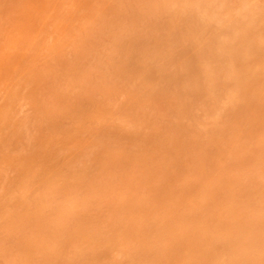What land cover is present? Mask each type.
<instances>
[{"label":"rangeland","instance_id":"obj_1","mask_svg":"<svg viewBox=\"0 0 264 264\" xmlns=\"http://www.w3.org/2000/svg\"><path fill=\"white\" fill-rule=\"evenodd\" d=\"M187 1L0 0V264H264V0Z\"/></svg>","mask_w":264,"mask_h":264},{"label":"bare ground","instance_id":"obj_2","mask_svg":"<svg viewBox=\"0 0 264 264\" xmlns=\"http://www.w3.org/2000/svg\"><path fill=\"white\" fill-rule=\"evenodd\" d=\"M169 1H170V0H169ZM193 1H194V0H193ZM211 1H212L213 3H214L215 1H214V0H209L210 8H213V4H212ZM225 1H226V0H225ZM184 2H185V1H184ZM188 2H191V0L187 1V3H188ZM203 2H206V1L203 0ZM219 2H220V1H219ZM195 3H196V1L194 2V4H195ZM184 4H186V3H184ZM198 4H200V3H198ZM215 4H216V3H215ZM218 4H219V3H218ZM202 5H203V8L201 9V4H200V8H199V9H200L201 11H205V12H206V13H205V12H202V13H204V15L208 13L207 18H208V17H212V15H213L215 12H214V13H213V12L211 13L212 10H211L210 12H207L208 10H210V8L208 9L209 5L206 4L207 7H206L204 4H202ZM211 5H212V7H211ZM222 5H223V4H222ZM168 6H169V4H168ZM182 6H183V5H182ZM195 6H196V5H195ZM224 7H225V6H224ZM185 8H186V7H185ZM191 8H193V7H191ZM191 8L188 6V9H190L189 12L187 11V12H188V15H189V13H191ZM194 8H195V7H194ZM215 8H216V12H220V10L222 11V6H220V8H218V6H217V7L215 6L214 9H215ZM244 8H245V7H244ZM186 9H187V8H186ZM204 9H206L207 11L204 10ZM256 9H257V8H256ZM193 10H195V12H197V8H196V9H192V11H193ZM258 11H259V10H258ZM182 12H183V11H182ZM184 12H186V11H184ZM250 12L253 14V13H254L253 9H252V11H251V9H249V12L247 11V14L251 16ZM220 13H221V12H220ZM209 14H210V15H209ZM243 14H244V13H243ZM247 14H245L246 17H247ZM184 15L188 16L186 13H185ZM195 15H196V13H195ZM195 15H194V16H195ZM214 15H215V14H214ZM225 15H226V14H225ZM194 16H193V17H194ZM191 17H192V16H191ZM205 17H206V16H205ZM228 17H229V16H228ZM251 17H252V16H251ZM253 17H254V16H253ZM200 18L202 19V17H200L199 15H196V17H195V18H192V19H196V22H194V23H197V22L199 21V20L197 21V19H200ZM233 18H234V17H233ZM258 18H259V17H258ZM192 19H191V20H192ZM221 19H222V21H221V23L219 24V21H220ZM223 19H224V17H223V18L221 17L220 20H219V19H216L217 22H215L216 20H213V22H215L216 25L219 24V26L217 27V30H219L220 27H222V26H223L222 28H224V29L226 28V26L222 24V23L226 24V23L224 22ZM244 19H246V18H244ZM252 19H253V18H252ZM259 19H260V18H259ZM218 20H219V21H218ZM235 20H236V19L234 18V22H235ZM240 20H241V19H240ZM240 20H237V23H239ZM245 21H246V20H245ZM257 21H258V19H257ZM209 22H210L211 24L213 23L211 20H210ZM203 23H205L204 20H203ZM191 24L194 25L193 23H191ZM205 24H206V23H205ZM221 24H222V25H221ZM240 24H241V23H240ZM245 24H247V22H245ZM234 25H235V23H234ZM236 25H238V24H236ZM243 25H244V24H243ZM243 25L241 24V27H240V26H239V27H236V26H235V28H233V29L239 30L240 33H241L242 35L244 34V36H245V34L251 33V31H249V29L247 30V32H246V30L241 29L242 27L245 26V25H244V26H243ZM255 25H256V24H255ZM224 26H225V27H224ZM246 26H248V25H246ZM251 26H252V25H250L249 27L251 28ZM259 26H260V25H259ZM193 27H194V26H192L191 30L194 32V34H196L195 32H197V29H196V31H194V30H193ZM228 27H229V26H228ZM228 27H227V28H228ZM253 27H254V26H252V28H253ZM256 27H257V25H256ZM195 28H196V27H195ZM224 29H223V30H224ZM229 29H230V27H229ZM231 29H232V27H231ZM200 30H201V29H200ZM258 30H259V28H258ZM255 31H256V30H255ZM230 32H231V31H230ZM220 33H221V32H220ZM226 34H227V33H226ZM233 34H234V32H233ZM252 34H253V33H252ZM214 35H215V34H214ZM214 35H212V36L215 38V40H212V38L210 37V41L213 42V43H215V41L221 36V35H217L218 37H217V36L215 37ZM256 35L261 36L258 32H257V33L254 32V34H253L252 36H250L251 39H255V40H254V43L252 44L253 46H252V45H249V48H250V49H251V48L253 49V47L255 48L257 45L260 44V43H259V38L256 37ZM229 37H230V36H229ZM238 37H239V33H238ZM245 37H246V36H245ZM252 37H253V38H252ZM232 38H233V36H232ZM241 38H244V37H241ZM230 39H231V37H230ZM233 42H234V41H233ZM257 43H259V44H257ZM217 44H218V43H217ZM254 44H255V45H254ZM218 45H219V44H218ZM230 46H231V44H230ZM222 47H223V46H222ZM230 48H231V47H230ZM236 48H237V47H236ZM241 48H242V47H241ZM227 49H228V48H227ZM247 49H248V46L246 47L245 50H244V48H242L241 50H243V52L245 51V53H247ZM258 49H259V48H258ZM229 50H230V49H229ZM233 50H234V49L230 50L229 53H231V51H233ZM239 50H240V49H239ZM260 50H261V49H260ZM225 51H226V49H225ZM236 51H237V50H235L234 52H236ZM250 51H251V50H249V53H250ZM254 51L256 52V50H254ZM258 52H259V51H258ZM245 53H244V54H243V53H240V58H239L240 60H239L238 57L236 56L238 61H240V62L242 61L241 63H244L243 60H241V59H242L243 55H245ZM261 53H262V52H261ZM261 53H259V54H261ZM215 54H216V53H215ZM226 54H227V52H226ZM233 54H234V53H233ZM235 54H236V53H235ZM231 55H232V54H231ZM231 55H230V57H231ZM236 55H237V54H236ZM207 56H208V55H207ZM245 56H246V55H245ZM208 57H209V59L211 58L210 56H208ZM213 57H214V56H213ZM215 57H216V55H215ZM247 57H249V55H248ZM205 58H206V56H205L203 59H205ZM244 58H245V57H243V59H244ZM231 59H232V62H231L230 65H231L232 67H233L234 65H237V64H236L237 60H234L233 55H232ZM249 59H250V58H249ZM249 59L246 60V58H245L246 61H248ZM199 61H201V60H199ZM202 61H203V60H202ZM205 61H206V60H205ZM203 62H204V61H203ZM206 62H208V60H207ZM200 63H201V62H200ZM216 63H218V66H216ZM216 63H215V66H216L219 70L221 69L220 71L222 72V76H223V71H222V70H224V67H222V65H221V68H220V67H219V62H216ZM249 63H250V60H249ZM198 64H199V63H198ZM198 64H197V66H200V65H198ZM206 64H207V63L204 62V69H203V67H200V68H201V71H202V69H203L204 72H206V73L209 72L208 76H206V77H209V75H211L212 73H213V75H215V72H218L219 74H221L220 71H216V70H215V71L212 70V71H214V72H212V71L210 72V71H209V67H207V66H206L207 68L205 67ZM195 65H196V64H195ZM201 65H202V64H201ZM208 65H209V64H208ZM212 65H213V64H212ZM212 65H211V66H212ZM247 65H248V64H247ZM250 65H251V64H250ZM260 65H261V67L259 66V64H258V66H257V67L260 68V69L258 68L259 71H257V75L254 73V70L251 69V70H253V73H254V77H251V75H252L251 71H249V70L246 68V65L243 64V66H244L245 68H242V70H241V68L239 69V70L241 71V74L243 75L242 77L246 79V77H244V75L247 73V75L251 74V75H250V79H251V80H252V78H253V80H259V81L264 80V79L261 80V77L264 78V71H262V73H261V69H262V66H264V64L261 63ZM197 66H196L195 68H197ZM209 66H210V65H209ZM213 67H214V66H213ZM237 67H239V66H237ZM247 67H248V66H247ZM222 68H223V69H222ZM225 68H226V67H225ZM249 68H251V66H249ZM252 68H253V67H252ZM233 69H234V67H233ZM244 69H245V72H244ZM246 69H247V70H246ZM254 69H256V67H255ZM262 70H264V69H262ZM242 72H243V73H242ZM199 73H200V72H199ZM202 73H203V72H202ZM206 73H205V75H207ZM260 73H261V76H260ZM203 74H204V73H203ZM205 75H204L203 77H205ZM224 75H225V73H224ZM233 75H234V74H233ZM164 76H165V75H164ZM167 76H169V74H167ZM199 76H200V75H199ZM199 76H197V77H199ZM201 76H202V75H201ZM245 76H246V75H245ZM255 76H256V78H255ZM257 76H260V77L257 78ZM203 77H202V78H203ZM206 77L204 78L205 80H206ZM218 77L221 78V76H218ZM225 77H226V76H225ZM242 77H241V78H242ZM247 77H248V76H247ZM199 78H200V77H199ZM254 78H255V79H254ZM259 78H260V79H259ZM197 79H198V78H197ZM226 79H227V78H226ZM228 79H229V78H228ZM248 79H249V78H248ZM233 81H236V80H233ZM227 82H228V81H226L225 83H227ZM228 83H229V82H228ZM231 83H232V82H231ZM235 83H236V82H235ZM238 83H239V82H238ZM260 83H261V82H260ZM229 84H230V83H229ZM232 84H233V83H232ZM243 84H244V83H243ZM226 85H227V84H226ZM230 85H231V84H230ZM240 85H242V83H241ZM240 85L237 84V87H238V86L240 87ZM244 85H245V84H244ZM212 86H213V85L211 84V87H212ZM221 86H222V84H221ZM222 87H223V86H222ZM237 87H236V88H237ZM209 88H210V86H209ZM243 88L246 89L245 87H243ZM206 89H207V88H206ZM224 89H226V88L224 87ZM229 91H230V90H229ZM231 93H232V91H231ZM224 95H225V94H224ZM214 96H215V95H214ZM224 98H225V96H224ZM233 99H234V98H233ZM225 101L228 102V103H229V101H231V104L234 103V100L229 99V98H228V100H227V98H226ZM223 102H224V101H223ZM226 102H225V103H226ZM210 103H211V102H210ZM212 104H213V103H212ZM237 104H238V103H237ZM215 105H216V103H215ZM215 105H214V106H215ZM233 105H234V104H233ZM215 108H216V107H215ZM220 108H221V107H220ZM222 108H223V106H222ZM218 109H219V108H218ZM231 109H232V108H231ZM215 110H216V109H215ZM221 111H222V110H221ZM211 117H212V116H211ZM260 221H261V220H260ZM260 221H259V222H260ZM249 225H250V224H249ZM233 232H234V231H233ZM232 239H233V238H231V240H232ZM229 242H230V241H229ZM233 243H234V242H233ZM233 243H229V244L232 245Z\"/></svg>","mask_w":264,"mask_h":264}]
</instances>
